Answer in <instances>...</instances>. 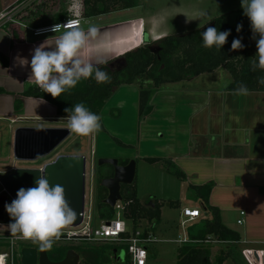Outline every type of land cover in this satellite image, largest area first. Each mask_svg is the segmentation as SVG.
I'll list each match as a JSON object with an SVG mask.
<instances>
[{
    "label": "crops",
    "instance_id": "crops-1",
    "mask_svg": "<svg viewBox=\"0 0 264 264\" xmlns=\"http://www.w3.org/2000/svg\"><path fill=\"white\" fill-rule=\"evenodd\" d=\"M36 1L19 3L18 0L16 3L20 6L18 13ZM69 1L63 0L61 11L68 13ZM3 4L8 3L5 1ZM43 17L38 20L49 18ZM136 19L138 20L117 24L112 28L107 39L90 41L81 51V58L86 62H89L87 58L91 56L98 60V55L108 49L109 52L106 54L108 61L127 52L114 53L116 43L119 44L116 47L120 48L121 45H126L133 40L129 48L132 50L143 44L144 33L150 35L152 32L151 40L167 35L157 31L154 33L152 26L149 32H146V24L142 18L130 20ZM33 23L31 26H44ZM111 26L97 29L100 32ZM21 30V41H15L0 26V90L3 91L0 94V133L3 132V134L0 136L6 138L5 142L7 141L8 146L12 148V153L14 131L17 128H57L62 121L66 120L57 117L55 107L45 100L21 96L29 86L38 87L33 79H29L33 50L45 41L47 47H54L60 34L34 37L29 30L22 28ZM17 57L26 58L29 65L21 67ZM3 61L7 64L6 66L2 64ZM100 64L102 63L94 64V66ZM120 89H117L106 105L110 101L113 105L112 99L115 97L114 104L115 102L116 104L113 107L123 106V117L118 122L119 126L117 124L114 126L113 122L111 124L115 127L113 130L122 139L127 131L125 127L130 126L126 121L130 113L134 116L132 111L134 109L135 114L137 113L134 107L137 95L135 89L124 87ZM182 94L187 97L186 106L190 112L183 113L175 108H164L163 106L167 105L166 98L170 95L160 93L153 97V111L145 118V134L142 137L149 136L152 141H155L152 142L153 144H147V153L150 149L155 150V153L141 157L144 160L145 158L155 159L154 163L166 161V157L170 161L174 160L185 176L196 179L193 186L213 182L215 186L209 195V203L219 210L221 221L226 220L230 224L235 223L241 227V233L238 232L241 236L239 243L244 248L251 245L260 248H247L264 251V92H249L245 96L236 95L223 88L210 93L191 91ZM15 98L22 101L19 111L14 109ZM128 99L131 104H134L129 109L125 105ZM120 126H122L121 131ZM159 138L161 141L157 144ZM123 141L130 142L128 139ZM115 149L117 154H108V156L117 157L128 154L116 147ZM15 168L19 166L11 164L6 171H0V174L7 176ZM192 200L194 203L192 207L199 209L200 217L189 223L188 228L207 217L200 201ZM241 211L244 212L243 217L240 215ZM240 219H243V223L239 225L237 221Z\"/></svg>",
    "mask_w": 264,
    "mask_h": 264
},
{
    "label": "trees",
    "instance_id": "trees-1",
    "mask_svg": "<svg viewBox=\"0 0 264 264\" xmlns=\"http://www.w3.org/2000/svg\"><path fill=\"white\" fill-rule=\"evenodd\" d=\"M30 0H19V3H27ZM47 1L57 2L53 9L48 8ZM80 18L89 19L110 14L116 11L133 9L141 5L142 0H79ZM41 2V3H40ZM49 5V4H48ZM63 0H37L30 3L25 9L20 11L14 20L17 23L33 24L40 23L47 25L61 22L68 16V13L61 11ZM36 6V8H35ZM40 7V8H39ZM49 17L39 21L40 18ZM39 17V18H38ZM42 18V19H43ZM39 19V20H38ZM211 27L219 31L230 30L228 42L218 51L216 48L203 47L202 33L206 30L186 31L183 33L169 34L157 40L145 42L140 47L132 49L122 55L108 60L96 67L108 73L111 77L108 83H97L95 79L81 80L70 92L62 94L58 98H53L45 93L40 87L29 86L21 95L22 97L40 98L53 105L56 115L66 118V108H71L76 103L83 102L93 113L100 116L106 103L120 87L132 86L137 89V117L141 123L153 111L152 100L158 89L165 84L189 81L203 74L215 73L220 68L229 75V83L224 88L225 91L235 92V89L243 83L249 92H264V85L258 81L264 77V70L252 69V60L257 59L256 35L253 33L249 19L243 14V9L238 8L229 14H223L209 21ZM237 25H242L240 32H237ZM13 40L21 41L22 30L16 23L7 22L1 26ZM146 34L144 33V36ZM143 36V39H144ZM234 38H239L245 47L241 50H231ZM1 59V58H0ZM3 65H7L4 61ZM3 93L0 90V94ZM22 101L19 98L14 100V109L19 111ZM113 109L109 112L112 113ZM118 117V116H117ZM116 117V118H117ZM119 146L126 147L118 141ZM146 161L154 163L155 159L145 158ZM128 159L122 161L127 163ZM169 164V162H167ZM109 167L101 168L97 176V197L96 216L101 221L111 220L115 215V210L105 204L103 200L107 196V191L100 186V178L108 175ZM171 175L185 179V174L173 165ZM214 183L209 182L201 186H190L195 190L194 199L200 201L207 217L199 223L187 229V238L190 243L181 245L178 248L176 264H224L230 261L232 264H248L241 254V251L231 242L239 243L241 236L238 232L223 225L220 212L209 203V195L214 188ZM121 195L123 205L122 216L131 222L134 229L138 228L143 220L150 225L147 232L160 223L161 209L163 203L154 201L147 205L142 203L133 185L122 186ZM177 202H170L169 207L176 206ZM214 238L226 243L228 247L220 250L214 259L211 260V253L208 248L203 247L204 241ZM0 245H4L0 243ZM68 250L79 253L83 258V264H129L128 257L123 260L110 262L109 256L113 255L116 248L110 246H56L47 249L51 255L63 256ZM19 254V253H18ZM18 264V261H15Z\"/></svg>",
    "mask_w": 264,
    "mask_h": 264
},
{
    "label": "rangeland",
    "instance_id": "rangeland-1",
    "mask_svg": "<svg viewBox=\"0 0 264 264\" xmlns=\"http://www.w3.org/2000/svg\"><path fill=\"white\" fill-rule=\"evenodd\" d=\"M12 3L14 0H0V12L3 9L4 2ZM67 1V0H65ZM48 8H54L57 5V2L47 1ZM41 3V2H40ZM49 4V5H48ZM80 1L79 0H70L68 6V16L80 18ZM242 8L241 0H142L141 5L128 10L116 11L110 14L102 15L99 17H93L89 19H81L82 27L84 29L89 28L90 26H96L97 28L108 27L97 34V38L91 42L98 41L100 38L107 39L108 35L119 23H125L128 21H137L130 20L134 18H142L145 21V31L149 32L151 26L154 28V33L160 32L164 34H176L183 33L186 31L197 30L199 28L207 29L211 27L209 21L223 14H229L233 10ZM205 12L207 15L201 16L200 13ZM26 24V23H25ZM26 25H29L28 23ZM31 25V24H30ZM109 32V33H108ZM150 35H153L150 32ZM60 34V33H59ZM146 33L144 41L148 42L152 36ZM50 36V35H48ZM46 37V36H43ZM151 40V39H150ZM108 49L104 52H101L98 60H95L93 56L88 57L87 60L93 64L103 63L107 61ZM229 83V75L222 68L217 70L215 73L203 74L199 77H195L189 81L172 83L162 85L156 94L164 93L170 95L169 98H166L167 105L163 106L164 108L172 109L175 108L177 111H182L183 113L190 112L187 109V97L184 96L183 92H212L216 90H222ZM122 88V87H120ZM118 88V90L120 89ZM135 89L132 86L125 87ZM122 90V89H120ZM136 95L137 94V89ZM116 93V92H115ZM171 93V94H169ZM155 94V95H156ZM178 94V95H177ZM120 95H122L120 93ZM166 95V96H167ZM114 96V95H113ZM118 97V96H116ZM137 97L136 105L131 104L130 100H127L125 104L127 109L134 107L137 109ZM155 97V96H154ZM115 97L112 101L105 105L102 110L101 117V130L87 137L79 136L75 133L70 132L69 137L61 143L48 157L35 162H20L13 159L12 148L8 146L6 138L1 137L3 132L0 133V171H6L11 164L17 165L19 167H39L44 162L53 160L57 155H83L86 159V169H85V210L89 213L92 221L91 225L94 228H97L100 225V220L96 216V197H97V176L96 175V160L101 157H115L108 156V154H117L115 149L118 148L128 154L123 156H117L116 158L122 159H134L136 162V173L134 181L131 185L135 187L136 195L142 203L147 205L152 204L154 201L163 203L161 210L160 223L152 227V235L155 237L158 242L151 243L148 245V260L147 264H176L177 262V253L180 244L174 242L178 238H182L187 234V229L189 224L184 227L180 226L181 217L180 212L183 207H192L194 206L193 200L195 190L190 186H193V183H196L195 178H189L186 176L185 179H179L170 174L173 165H175L179 170H181L176 165L175 161H170L166 157V161H159L156 163H150L149 161L144 160L141 156L149 155L155 153V150H151L147 153L148 143H152L151 137L145 135L144 131V121L138 123L137 113L134 116L130 113L129 118L126 120L130 126L125 132V135L122 136V139L119 138L120 135L113 130L115 124L123 117V106L113 107ZM135 101V98H134ZM133 101V102H134ZM132 102V103H133ZM112 105V106H111ZM153 105V104H152ZM116 108V109H114ZM113 109L110 114V110ZM126 110V109H125ZM118 116V117H117ZM185 116V114H184ZM117 117V118H116ZM187 117V115H186ZM112 122L114 123L112 126ZM59 127H67V121H62ZM122 126L119 127V130ZM121 131V130H120ZM111 132V133H110ZM157 135V134H156ZM123 139L130 140L129 143L123 141ZM157 144L160 143L161 139H157ZM118 141L126 147L119 146ZM153 144V143H152ZM111 149V151H110ZM113 149V151H112ZM140 157V158H139ZM169 162V164L167 163ZM100 168V167H99ZM104 169V166H101ZM182 171V170H181ZM183 172V171H182ZM7 177L6 175L0 174V180ZM2 187L0 185V196H2ZM12 201L10 199L5 203L3 199H0V238L7 236H18L11 234L8 225L12 222L9 214L5 209V204H10ZM170 202H177L176 206L169 207ZM118 205H121L119 203ZM117 211H115V214ZM115 218V216L113 217ZM223 221V220H222ZM223 223L230 229L235 230L241 233V227L235 225V223L230 224L228 221H223ZM150 227L147 221L143 220L139 223L138 228L146 230ZM214 238H212L213 240ZM64 246H98L94 244H88L85 242H76V241H57L55 244ZM241 252L244 249H257L260 247L255 246H245L242 244L235 245ZM203 247L208 248L211 253V260L214 259L215 255L220 250H224L228 247L227 244L213 243L207 244L203 243ZM250 247V248H247ZM18 247H16L17 249ZM262 248V247H261ZM264 248V247H263ZM6 249L5 245H0V252ZM19 249V248H18ZM20 251V250H19ZM122 257L125 256V251L121 250ZM242 254V253H241ZM20 258H17L19 264ZM110 262L112 261V255L109 256ZM83 258L82 263L83 264ZM224 264H232L230 261H226ZM255 264V263H254ZM263 264V261L260 263Z\"/></svg>",
    "mask_w": 264,
    "mask_h": 264
},
{
    "label": "clouds",
    "instance_id": "clouds-1",
    "mask_svg": "<svg viewBox=\"0 0 264 264\" xmlns=\"http://www.w3.org/2000/svg\"><path fill=\"white\" fill-rule=\"evenodd\" d=\"M243 14L249 19L253 39L256 35V58L252 60L253 71L256 68L264 70V0H241ZM203 17L207 15L201 12ZM242 25H237L240 32ZM39 31L60 32L54 47H47L46 41L35 47L30 61L31 73L38 87L54 99L70 92L81 80L95 79L97 83H108L111 77L107 72L86 62L80 56L84 47L97 38L98 29L90 26L87 30L79 22L68 20L65 24H55L50 29ZM39 34V33H38ZM230 30L219 31L208 27L202 33L203 47L221 48L228 42ZM245 47L242 40L234 38L231 50L237 51ZM48 49V50H46ZM21 67L29 65L26 58L17 57ZM264 85V77L258 81ZM236 95H248L249 90L241 83L236 89ZM68 130L82 137L94 135L101 130V117L87 108L83 102L76 103L64 110ZM34 187L20 188L16 199L5 204V209L12 222L8 228L13 235L22 239L38 242L41 250L50 249L62 236L63 230L76 219V212L66 199L65 189L59 184L51 185L45 170L39 171Z\"/></svg>",
    "mask_w": 264,
    "mask_h": 264
},
{
    "label": "water",
    "instance_id": "water-1",
    "mask_svg": "<svg viewBox=\"0 0 264 264\" xmlns=\"http://www.w3.org/2000/svg\"><path fill=\"white\" fill-rule=\"evenodd\" d=\"M145 37V36H144ZM70 135L65 127H21L14 131L13 159L20 162H38L48 157ZM110 166L113 169L111 178L100 180V186L107 191L103 204L114 208L117 202L122 201L121 185H131L135 178L136 162L130 159L124 166L119 165L116 157H101L96 160V166ZM85 169L86 159L83 155H57L53 160L44 162L39 167L15 168L7 177L0 180L2 196L0 199L6 203L8 199H16L20 188L35 186V179L40 175L39 171L45 170L51 185L59 184L65 189L66 199L70 207L76 212L77 219L67 227L78 226L82 218L80 214L85 202ZM115 253V250L113 251ZM119 260H123L122 252ZM79 256L72 250H68L62 261L49 262L46 250L34 248H22L20 250V264H78Z\"/></svg>",
    "mask_w": 264,
    "mask_h": 264
},
{
    "label": "built area",
    "instance_id": "built-area-1",
    "mask_svg": "<svg viewBox=\"0 0 264 264\" xmlns=\"http://www.w3.org/2000/svg\"><path fill=\"white\" fill-rule=\"evenodd\" d=\"M18 1V0H17ZM14 0L12 3L5 4L2 11L0 12V26L7 22H12L18 24L22 29L29 30L34 37H43L52 34H57L52 31H39L43 29H50L55 24H65L68 20L79 22L80 26L82 24L81 18L66 17L61 22L52 23L44 26H31L25 23H17L14 17L19 11V7ZM39 33V34H38ZM11 200V199H10ZM12 201V200H11ZM86 202V201H85ZM85 202L83 212L80 214L82 221L76 227H66L63 230V234L58 241H76L85 242L94 245H106L116 248L117 252L121 250L125 251L126 256L129 259V264H147L148 260V245L151 243L158 242L152 235L151 231L144 232L143 229H134L131 222L125 220L122 216L123 205H118L121 202H117L114 206V210L117 213L114 215L115 218L107 221H101L97 228H93L91 225V217L89 213L85 210ZM240 215L243 217L244 212L241 211ZM181 223L180 226L196 221L200 217V211L198 208L184 207L180 212ZM243 219L237 221V224H242ZM174 242L183 245L190 243L187 235L185 234L182 238H178ZM221 243L226 244L228 242H221L216 239L208 237L204 243L212 244ZM0 243L6 246V249L0 252V264H15L16 254L19 257V249L17 247L18 243L30 244L38 243L33 240L22 239L19 236H7L0 238ZM39 244V243H38ZM230 244H239L231 242ZM19 253V254H18ZM242 256L248 264H260L263 261L264 264V251L262 250H242Z\"/></svg>",
    "mask_w": 264,
    "mask_h": 264
},
{
    "label": "flooded vegetation",
    "instance_id": "flooded-vegetation-1",
    "mask_svg": "<svg viewBox=\"0 0 264 264\" xmlns=\"http://www.w3.org/2000/svg\"><path fill=\"white\" fill-rule=\"evenodd\" d=\"M123 160H124V159H122V158H118V163H119V165H121V166L126 165L130 159H128L127 163H125V164L122 163ZM105 166H106V165H105ZM105 166H104V167H105ZM34 167H35V166H32L31 168H34ZM108 167L110 168V169H109V172H108V175L105 176V177L100 178V180L103 179V178H111V177L113 176V169H112V167H110V166H108ZM26 168H27V167H26ZM98 169L100 170L101 167H100V168L98 167ZM99 170H97V168H96L97 173L99 172ZM96 175H97V174H96ZM122 186H127V185H121V187H122ZM82 244H83V243H82ZM54 245H56V246H60V247H61V246H64V244H63V245H58V243H57V244H54ZM99 246H106V245H99ZM17 247L19 248V250H21L22 248H34V249H36V250H40V249H41L38 243H30V244H22V243H18V244H17ZM90 247H91V246H90ZM74 252H75V251H74ZM120 252H121V251H120ZM120 252H117V251H115V253L113 252V255H112V261H113V263L120 261L119 258H118ZM19 253H20V252H19ZM75 253L79 256L78 264H81V263H82V256H81L79 253H77V252H75ZM65 254H66V253H65ZM65 254H64L63 256H60V255L53 256V255H51L49 252H47V250H46V256H47L49 262H51V263H58V262L62 261V260L64 259V257H65ZM17 258H20V254H19V257H18L17 254H16V259H17ZM16 259H15V261H16ZM19 264H20V260H19Z\"/></svg>",
    "mask_w": 264,
    "mask_h": 264
},
{
    "label": "bare ground",
    "instance_id": "bare-ground-1",
    "mask_svg": "<svg viewBox=\"0 0 264 264\" xmlns=\"http://www.w3.org/2000/svg\"><path fill=\"white\" fill-rule=\"evenodd\" d=\"M133 38V37H132ZM136 38V37H135ZM138 39V38H137ZM132 42H133V40H131L130 41V43H126V45H121V47L120 48H118V47H116L117 45L119 46V44H117L116 43V45H114V50H113V52L114 53H120V52H124V51H129L130 49V46L132 45ZM122 43V42H121ZM138 43V42H137ZM136 43V44H137ZM134 46V45H133ZM110 151H111V149H110ZM112 151H113V149H112Z\"/></svg>",
    "mask_w": 264,
    "mask_h": 264
}]
</instances>
